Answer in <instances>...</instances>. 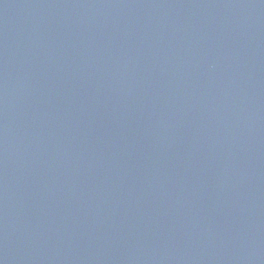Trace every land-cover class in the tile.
Instances as JSON below:
<instances>
[{"label":"water","instance_id":"water-1","mask_svg":"<svg viewBox=\"0 0 264 264\" xmlns=\"http://www.w3.org/2000/svg\"><path fill=\"white\" fill-rule=\"evenodd\" d=\"M0 264H264V0H0Z\"/></svg>","mask_w":264,"mask_h":264}]
</instances>
